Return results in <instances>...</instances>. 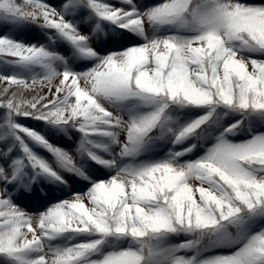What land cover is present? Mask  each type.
Listing matches in <instances>:
<instances>
[{
	"label": "snow or ice",
	"instance_id": "snow-or-ice-1",
	"mask_svg": "<svg viewBox=\"0 0 264 264\" xmlns=\"http://www.w3.org/2000/svg\"><path fill=\"white\" fill-rule=\"evenodd\" d=\"M0 264H264V0H0Z\"/></svg>",
	"mask_w": 264,
	"mask_h": 264
},
{
	"label": "rangeland",
	"instance_id": "rangeland-1",
	"mask_svg": "<svg viewBox=\"0 0 264 264\" xmlns=\"http://www.w3.org/2000/svg\"><path fill=\"white\" fill-rule=\"evenodd\" d=\"M26 41H32L35 42L34 40V33L32 32H25L23 34V37ZM61 146H66L67 150H69L72 153H75V148H76V142L75 141H70L67 138H65L64 140L60 141ZM42 151V150H41ZM42 154L43 153L42 151ZM47 155V154H45ZM196 182L193 181V184H195ZM20 203L22 207H25L29 212H34L39 206V202L37 200H35L34 198H29V197H21L20 199ZM177 241L181 238H176Z\"/></svg>",
	"mask_w": 264,
	"mask_h": 264
}]
</instances>
